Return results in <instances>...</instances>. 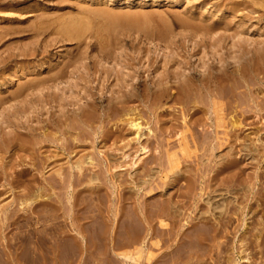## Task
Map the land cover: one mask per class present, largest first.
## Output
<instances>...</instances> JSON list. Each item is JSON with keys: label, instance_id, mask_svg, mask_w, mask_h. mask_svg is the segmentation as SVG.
Listing matches in <instances>:
<instances>
[{"label": "rangeland", "instance_id": "374dc122", "mask_svg": "<svg viewBox=\"0 0 264 264\" xmlns=\"http://www.w3.org/2000/svg\"><path fill=\"white\" fill-rule=\"evenodd\" d=\"M61 19L80 23L81 39L57 35V26L66 25ZM261 47L264 0H0V164L7 172L0 173V224L29 225L0 227V264H264V211L251 213L264 186V84L257 92L263 111L245 107L228 115L237 146L214 152L200 145L211 129L202 112L191 129L195 144L176 142L182 135L191 142L182 118L190 120L193 108L191 97L180 98L173 86L174 72L229 68L244 52L253 63L243 78L253 82L264 72ZM158 83L168 86L163 94ZM201 89L206 104L207 89ZM19 125L24 129L16 130ZM43 139L34 147L42 145L39 156L55 162L40 168L28 149ZM159 140L170 141L168 148ZM224 163L227 170L217 174ZM38 185L43 211L36 222L29 210L34 196L17 195ZM219 221L223 226L214 232Z\"/></svg>", "mask_w": 264, "mask_h": 264}, {"label": "bare ground", "instance_id": "6f19581e", "mask_svg": "<svg viewBox=\"0 0 264 264\" xmlns=\"http://www.w3.org/2000/svg\"><path fill=\"white\" fill-rule=\"evenodd\" d=\"M96 11V10H95ZM106 12V11H105ZM86 13V12H85ZM88 13H89V11H88ZM94 13V11H91V16H92V14ZM96 13V12H95ZM98 13H100V10H99V12ZM98 13H96V15L98 14ZM126 13V12H125ZM87 14V13H86ZM104 14H106V13H104ZM177 14V13H176ZM79 15V14H78ZM83 15V14H82ZM95 15V14H94ZM93 15V16H94ZM95 15V16H96ZM107 15V14H106ZM105 15V16H106ZM111 15H113V14H111ZM136 15V14H135ZM88 15H86V17H87ZM100 16H102V13H101V15ZM100 16H99V18H100ZM134 16V15H133ZM132 16V17H133ZM147 16V15H146ZM84 17V16H83ZM89 17V16H88ZM97 18H98V16H96ZM107 17V16H106ZM123 18H126L127 20H128V18L127 17H124V16H122ZM136 17V16H135ZM74 18V20L76 21V19L77 18H75V17H73ZM73 18L71 17V19H69L70 21H74L73 20ZM96 18V19H97ZM108 18H110V17H108ZM115 18V17H114ZM122 18V19H123ZM130 18H131V16H130ZM141 18V17H140ZM184 18V17H183ZM84 19V18H83ZM87 19V18H86ZM122 19H121V21H122ZM137 19V18H136ZM52 20H54V19H52ZM61 20H63V24L65 25V22H66V25L65 26H63L62 27V29H61V26H60V28H59V26H57V25H59V24H57L56 23V26L60 29H58V28H56L57 30H58V32H56V33H58L57 35H59L60 37H61V35L63 36V34L65 35L64 37H66L67 39H77L79 36H80V39H81V37L83 36V32L85 33V30L83 31L82 30V27H81V25H80V23L79 24H77V22L76 23H74V24H69L68 25V22H69V20L68 19H61ZM64 20H65V22H64ZM66 20H68V22L66 21ZM79 21L81 20V18L80 19H78ZM90 20V19H89ZM92 20V19H91ZM94 20V19H93ZM102 20H104V19H102ZM114 20V19H113ZM117 20V19H116ZM50 22H51V20H49ZM74 21V22H75ZM87 22H88V20H86ZM97 21H99V22H101L100 20H96V22ZM118 21V20H117ZM131 21V20H130ZM133 21V20H132ZM187 21V20H186ZM43 22V21H42ZM45 23H46V21H44ZM84 23H85V21H83ZM86 22V23H87ZM95 22V23H96ZM116 22V21H115ZM127 21L125 20V22L124 21H122L121 23L123 24V23H126ZM137 22L139 23V21L137 20ZM165 22V21H164ZM188 22V25H189V22L190 21H187ZM196 22V21H195ZM51 23H53V21L51 22ZM62 23V22H61ZM70 23V22H69ZM113 24H114V22H112ZM120 23V24H121ZM40 23H38V25H39ZM42 24L43 23H41V25H40V27L42 26ZM50 24V23H49ZM55 24V23H54ZM62 24V25H63ZM91 24V23H90ZM94 24V21L92 22V25ZM101 24H102V22H101ZM101 24H100V26H101ZM105 23H103V25H104ZM122 24L120 25V26H122ZM128 24V23H127ZM186 24V23H185ZM47 25H48V22H47ZM92 25L91 26H89L90 28L89 29H93V27L95 26L96 27V25H93V27H92ZM106 25H109V24H106ZM105 25V26H106ZM112 25V24H111ZM131 25V23L129 24V26ZM43 26H46L45 24L43 25ZM42 26V27H43ZM54 25H52V27H53ZM83 26H85L84 24H83ZM116 25L114 24V27H115ZM119 26V24H118V28L120 27ZM40 27H38V28H40ZM51 27V29H54V28H52ZM55 27V26H54ZM86 27V26H85ZM95 27H94V31L96 30V32L97 31H99L98 30V28H96L95 29ZM161 27V26H160ZM38 28H36L37 30H38ZM49 28H50V26H49ZM100 28V27H99ZM44 29V28H43ZM42 29V30H43ZM46 29H48V26H47V28ZM85 29H87V28H85ZM89 29H87L88 31H89ZM91 29V30H92ZM102 29H105V27L104 28H102ZM108 29V28H107ZM110 29V28H109ZM114 29L115 28H113V32H114ZM160 29V28H159ZM188 29V28H187ZM199 29V28H198ZM86 30V32H88ZM90 30V31H91ZM41 31V30H40ZM53 30H51V32H52ZM56 31V30H55ZM93 31V32H94ZM107 32H108V30H106ZM147 31V30H146ZM92 32V31H91ZM91 33L92 34V36H94L93 34L94 33ZM95 32V33H96ZM111 32H112V29H111ZM148 32V31H147ZM40 33V32H39ZM55 33V32H54ZM88 35H89V33H87ZM238 34V33H237ZM50 35H51V33H50ZM54 35V34H53ZM98 36H100L99 35V32H98V34H97ZM97 35H96V37H97ZM91 36V35H90ZM91 36V37H92ZM64 37H62V39L64 38ZM94 38V37H93ZM92 38V39H93ZM66 39V40H67ZM79 39V38H78ZM97 39H99V37H97ZM95 40V39H94ZM103 40V39H102ZM237 40V39H236ZM99 41V40H98ZM113 41V40H112ZM100 42V41H99ZM101 45H103V44H101ZM104 47V46H103ZM232 47V46H231ZM102 48V47H101ZM240 48V47H239ZM261 48H263L264 49V47H261ZM245 49V48H244ZM259 49V48H258ZM248 50V49H247ZM247 50H245V51H247ZM262 51V49H259V51ZM231 51H232V49H231ZM238 51H239V49H238ZM214 52V51H213ZM248 52H249V50H248ZM262 53V54H261ZM254 54V53H253ZM257 54H259V57H263V58H261V59H264V50H263V52H260V53H257ZM62 55V54H61ZM76 55V54H75ZM247 56V58L246 59H244V63H242V62H240V60L241 59H243L244 57H246ZM239 57H240V60H239V62H235V65L234 66H232V67H229L228 68V65H226L225 67L223 66V69H220V67H219V69H215V68H213V67H211V66H208L207 67V69L206 70H204V71H200V72H196V71H194V70H189V71H187V72H180V71H178V72H174V75H173V79L175 80L174 81V87H175V89H177L178 90V93H180V98H188V97H191V100L190 101H188L187 102V105L189 104L190 106H191V108H193V111H192V113L190 114L191 115V119L190 120H187L186 121V119H187V117H186V119H185V117L184 118H182V119H184L182 122H184V123H182V125L184 126V128H185V131L184 132H186V134H187V131H191V129H192V125H195V124H197V125H199L198 124V122H200V121H198V120H200L201 118H200V116H198L197 117V114H199V113H203V116H204V113H205V115H206V123H208V126H209V128H211L210 129V131H208L207 130V128L205 129V132H206V134H205V139L204 140H202V142L200 143V145H201V147H203L202 149H204V147H205V149H208L209 148V150L210 151H212V152H214V150H219L223 145L225 146V148L227 149V150H229V151H233L234 149H235V147L237 146V137H236V135L235 134H233L231 131H233V130H231L232 128H234L235 126H234V122L235 121H230V120H227L226 121V117H228V115L230 116V114L233 112V113H235L238 109H240V110H242V112H244V110L246 111V108L245 107H248V112H254V113H257V114H259V112H261V111H263V108H261L259 105H260V100H261V103H262V99H259V97H257V92H259L258 91V89H260V87H261V85L260 84H264V72H260L259 74H262V76H260L259 77V75H257V74H255L256 76H258V78H257V80H253V82H250V83H247L246 82V79H244L243 77L245 76V69H246V67H248V62H250L251 60H253L252 59V56H250L247 52H244V54H241V56L239 55ZM256 57V56H255ZM257 58H258V56H257ZM66 59V58H65ZM64 60V59H63ZM245 60H247V61H245ZM250 60V61H249ZM254 60H255V58H254ZM260 61V58H258V62ZM74 62V61H73ZM252 63H253V61H251ZM263 62V64H264V61H262ZM247 63V64H246ZM257 63V62H256ZM255 63V64H256ZM48 64V63H47ZM262 64V63H261ZM76 65V64H75ZM249 65H250V63H249ZM65 66V65H64ZM45 67V65L43 66V67H41V68H44ZM252 66H250L249 68H251ZM261 67H263L264 68V66H261ZM38 68V67H37ZM260 68V67H259ZM36 69V68H35ZM34 69V70H35ZM257 69V68H256ZM38 70V69H37ZM61 70H64V69H61ZM60 70V71H61ZM173 70V69H172ZM57 72V71H56ZM180 72V73H179ZM250 72H253V70L252 71H250ZM62 72H60V73H57V74H53V76L51 77V81L52 82H55L57 79H59V77L62 75L61 74ZM198 73V74H197ZM254 73V72H253ZM68 74V73H67ZM73 75V74H72ZM255 75L253 74V76L255 77ZM171 76V75H170ZM170 76H169V78H170ZM234 76H236V78L237 79H239L240 81H239V83L238 84H240V86L238 85V86H236L235 85V82H233V81H235L234 79H232V77H234ZM50 77V76H49ZM243 78V79H242ZM246 78V77H245ZM256 78V77H255ZM166 79V78H165ZM35 80V79H34ZM34 80H33V82H34ZM40 80V79H39ZM163 80V79H162ZM197 80H198V84H197ZM242 80H243V83H242ZM43 81V80H42ZM244 81H245V83H244ZM257 81V82H256ZM37 82V81H36ZM41 82V81H40ZM39 82V83H40ZM163 82H164V80H163ZM165 82H167V81H165ZM208 83V84H207ZM38 84V83H37ZM37 84H36V86H37ZM43 84V83H42ZM158 84H160V87H161V84L162 83H158ZM208 86H207V85ZM256 84H258V86H257V88H256V90H254V86H256ZM18 85H19V83H18ZM33 85V84H32ZM35 85V84H34ZM164 85V86H163ZM166 83H164V84H162V87L160 88L159 87V85L157 86V87H159V89L157 88L156 90H160V93H162L163 91H166L167 90V87H166ZM169 85V84H168ZM227 85H229V89H231V90H229L228 89V91L226 92V90H225V87L227 86ZM125 86V85H124ZM127 86V85H126ZM170 86H172V85H170ZM169 86V87H170ZM172 86V87H173ZM200 86V87H199ZM210 86H212V88L210 87ZM39 87V86H38ZM110 87V86H109ZM155 87V86H154ZM259 87V88H258ZM264 87V86H263ZM201 88H206L207 89V100H208V102H206V104L205 103H203V100H201V99H199V97H200V95H199V91H200V89ZM241 88H243V90H241ZM45 90V89H44ZM104 90V89H103ZM151 90V89H150ZM153 90V89H152ZM170 90H171V87H170ZM202 90V89H201ZM261 91H263V93H264V90L261 88L260 89ZM162 91V92H161ZM205 91V90H204ZM169 91H167V93H168ZM126 94V93H131V92H123V94ZM260 93V92H259ZM258 93V94H259ZM262 93V92H261ZM122 94V93H121ZM132 94V93H131ZM157 94H159V93H157ZM163 94V93H162ZM161 94V95H162ZM174 94V93H173ZM255 94V95H254ZM164 95H167V94H164ZM236 95V97H234ZM127 96V95H126ZM259 96V95H258ZM169 97V96H168ZM236 98V99H235ZM119 99V98H118ZM158 99V98H157ZM223 100H225L224 102H223ZM229 101L231 102V104L229 103ZM264 101V100H263ZM88 102V101H87ZM178 102V101H177ZM184 102V101H183ZM232 102H234L233 104H232ZM251 104H250V103ZM120 103V102H119ZM75 104V103H74ZM110 104V103H109ZM115 104V102L113 103V105ZM184 104V103H183ZM185 104H186V102H185ZM185 104H184V106H185ZM195 104H199L200 106H198V105H195ZM94 105V104H93ZM116 105H118V104H116ZM186 105V106H187ZM262 105V104H261ZM89 106V105H88ZM165 106V105H164ZM76 107V106H75ZM92 107H94V106H92ZM91 107V108H92ZM115 107V106H114ZM109 108V107H108ZM183 108V107H182ZM181 108V109H182ZM198 108H200V109H198ZM184 109H185V107H184ZM183 109V110H184ZM252 109V110H251ZM158 110V109H157ZM191 111V110H190ZM183 112H185L186 113V111H183ZM187 112H188V110H187ZM109 113V112H108ZM241 113V112H240ZM18 114V113H17ZM185 115V114H184ZM183 115V116H184ZM241 115V114H240ZM129 116V115H128ZM242 116V115H241ZM256 116V115H255ZM14 117V116H13ZM157 118V117H156ZM165 118V117H164ZM245 118V117H244ZM246 118H248V117H246ZM260 118V117H259ZM106 119V118H105ZM133 119V118H132ZM159 119V118H158ZM229 119V118H228ZM39 120V119H38ZM104 120V119H103ZM207 120H209L208 122H207ZM254 120V119H253ZM252 120V121H253ZM256 120V119H255ZM9 121V120H8ZM127 121V120H126ZM201 121H203V120H201ZM241 121V120H240ZM16 122V121H15ZM51 122V121H50ZM102 122V121H101ZM128 122V121H127ZM134 121L132 120V126H136V128L137 127H139L138 126V123H133ZM238 122V121H237ZM117 123V122H116ZM205 122H203V124H204ZM255 123V122H254ZM141 124V123H140ZM180 124V123H179ZM202 124V125H203ZM238 124H240V122L238 123ZM257 124V123H256ZM263 124V123H262ZM261 124V125H262ZM26 125V124H25ZM116 125V124H115ZM197 125L195 126V127H197ZM179 126V125H178ZM207 126V127H208ZM29 127V126H28ZM71 127V126H70ZM156 127V126H155ZM172 127V126H171ZM206 127V126H205ZM264 127V126H263ZM23 127L21 126L20 127V125L19 126H17L15 129L16 130H18V129H22ZM42 128V127H41ZM132 128V127H131ZM177 128V127H176ZM183 128V127H182ZM208 128V129H209ZM218 128H222L223 130H221V131H223V132H218ZM229 128V129H228ZM239 128V127H238ZM24 129V128H23ZM29 129H30V131H29ZM29 129H27V127H26V131L27 132H30L29 134L30 135H32L33 137H34V135L32 134L33 133V131H34V128L32 127V128H30L29 127ZM107 129V128H106ZM117 129V128H116ZM138 129V128H137ZM153 129V128H152ZM200 129V128H199ZM254 129H256V128H254ZM15 130V131H16ZM47 130V129H46ZM60 130V129H59ZM157 130V129H156ZM163 130V129H162ZM165 130V129H164ZM172 130H174V129H172ZM203 130V129H202ZM220 130V129H219ZM260 129H258L257 128V131H259ZM21 132V131H20ZM20 132H14L15 134V137H17L16 135H19V137L21 136V137H24L26 140H28V139H30L31 137H29L30 135H28V133L26 134H24L23 132L22 133H20ZM45 132V131H44ZM151 132V131H150ZM158 132V131H157ZM165 132H167V131H165ZM182 132V131H181ZM79 133V132H78ZM154 133V132H153ZM198 133V132H197ZM196 133V134H197ZM219 133H222L225 137H220L221 135L219 134ZM155 134V133H154ZM165 134V133H164ZM190 134H191V142H189V140H187V135L185 136V135H182L180 138H177V140H176V138H175V140H176V142L178 141V143H182L181 145H183V147L184 148H190L188 145H190V144H193L194 142L193 141H196V139L194 140L193 139V137L194 136H197V135H194V133H192V131L190 132ZM199 134V133H198ZM7 135V134H6ZM79 135V134H78ZM218 135H220V136H218ZM44 136V135H43ZM150 136V135H149ZM14 137V138H15ZM23 138V139H24ZM155 138H157V137H155ZM188 138H189V136H188ZM32 139V138H31ZM69 139V138H68ZM190 139V138H189ZM202 139V138H201ZM175 140H172V141H175ZM255 140V139H254ZM45 141H47V140H41V141H36V142H33V145L32 146H30L29 147V151L31 152V156H30V159H33V158H37V162L39 163V166H40V168H43V165L45 164V165H49V164H51V163H53V162H55L53 159H50V158H48L49 156H45L44 155V157L42 156V157H40L39 156V153H40V149H41V147H43L42 145L40 146V147H34V145H39L40 143L42 144V142H44L45 143ZM161 140H159L158 142L159 143H161V148H165V149H167L168 147V142H170V141H167L165 144H162V142H160ZM164 141V140H163ZM244 141V140H243ZM23 142V141H22ZM25 142V141H24ZM28 142V141H27ZM49 142V141H48ZM105 142V141H104ZM193 142V143H192ZM242 142V141H241ZM13 143V142H12ZM17 143V142H16ZM174 143V142H173ZM172 143V144H173ZM190 143V144H189ZM244 143V142H243ZM158 144V143H157ZM195 144V143H194ZM193 144V145H194ZM26 145V144H25ZM143 145V144H142ZM235 145V146H234ZM238 145H240L241 146V143L239 144L238 143ZM15 146V145H14ZM240 146H238V147H240ZM172 147V146H171ZM241 147H243V146H241ZM241 147H240V149H241ZM146 148V147H145ZM145 148H143L142 149V151L143 150H145ZM154 148V147H153ZM156 148V147H155ZM18 149V148H17ZM159 149H160V145H159ZM171 149V148H170ZM162 150V149H161ZM181 150V149H180ZM45 151V150H44ZM165 151V150H164ZM49 152V151H48ZM47 152V153H48ZM53 152V151H52ZM144 152V151H143ZM154 152V151H153ZM156 152V151H155ZM206 152V151H205ZM204 152V153H205ZM5 153V152H4ZM102 153V152H101ZM157 153V152H156ZM162 153V152H161ZM164 153V152H163ZM177 153V152H176ZM229 154V153H228ZM227 154V155H228ZM230 154H231V152H230ZM4 155V154H3ZM160 155V154H159ZM162 155V154H161ZM197 155V154H196ZM213 155V154H212ZM16 157V156H15ZM93 157V156H92ZM191 157V156H190ZM208 157V156H207ZM29 158V157H28ZM52 158V157H51ZM212 158V157H211ZM228 158V157H227ZM227 158H226V162L228 163V164H230V163H232V161L229 159L228 161H227ZM10 159H12V158H10ZM29 159V160H30ZM196 159V158H195ZM92 160V159H91ZM138 160V159H137ZM160 160V159H159ZM186 160V159H185ZM31 161V160H30ZM35 161V160H34ZM33 161V162H34ZM60 161V160H59ZM79 161V160H78ZM25 162V161H24ZM28 162V161H27ZM152 162V161H151ZM169 162V161H168ZM191 162V161H190ZM36 163V162H35ZM81 163V162H80ZM160 163H161V161H160ZM193 163V162H192ZM225 164V165H223L222 164V167H218V170H216V173L217 174H219L222 170H225L226 168H228L227 166H228V164ZM32 164V163H31ZM100 164V163H99ZM151 164V163H150ZM193 165V164H192ZM204 165V164H203ZM227 165V166H226ZM86 166V165H85ZM205 166V165H204ZM232 166V165H231ZM33 167V166H32ZM39 168V167H38ZM38 168H36V170H38ZM46 168V167H45ZM231 168V167H230ZM0 173L3 175V177H4V175H6V169H5V167H3V166H1V164H0ZM217 169V168H216ZM227 170V169H226ZM40 170H38V172H39ZM161 171V170H160ZM196 171V170H195ZM230 171V170H229ZM62 172V171H61ZM226 172V171H225ZM40 173H42V171L40 172ZM60 173V172H59ZM78 173H80V172H78ZM24 174V173H23ZM31 174V173H30ZM34 174V173H33ZM57 175H58V173H56ZM36 175V174H35ZM42 176V175H41ZM212 176V175H211ZM215 176H218V175H215ZM50 177V176H49ZM56 177V176H55ZM59 177V176H58ZM214 177V176H213ZM19 179H18V182H17V184L18 185H21L22 184V182L24 181V177L22 176H20V177H18ZM51 178V177H50ZM194 178V177H193ZM209 178V177H208ZM232 178V177H231ZM230 178V179H231ZM23 179V180H22ZM28 179V178H27ZM212 179V178H211ZM229 179V180H230ZM158 180V179H157ZM209 180V179H208ZM220 180H222V179H220ZM39 181V180H38ZM74 182V181H73ZM210 182V181H209ZM10 183V182H9ZM15 183H16V181H15ZM170 183V182H169ZM30 184V183H29ZM40 184V183H39ZM26 185V184H25ZM253 185V184H252ZM24 186V185H23ZM121 186V185H120ZM159 186V185H158ZM64 187V186H63ZM144 187V186H143ZM188 187V186H187ZM203 187H205V186H203ZM232 187V186H231ZM251 187V186H250ZM261 187V186H260ZM263 188H259V190H257V192H256V195H257V198H258V196H259V198H258V200L256 201L257 202V204L254 206V209L252 210V215L253 214H255V213H259L260 211H264V186H262ZM22 189V188H21ZM42 189H43V187H41V186H33V187H25L24 188V193H20V194H18L17 195V197L18 198H22V196H34V198H33V200H36L37 202L34 204V206H32L31 207V205H30V208H29V210H31V212L32 213H34L35 214V220H36V222L37 221H39V219L41 218L40 216H41V213H42V211H43V208H42V203L39 201V199L38 198H41L42 197ZM206 189V188H205ZM14 190V189H13ZM46 190V189H45ZM119 190V189H118ZM251 190H252V188H251ZM1 192H2V190H0ZM84 191V190H83ZM189 191V190H188ZM3 192H5V191H3ZM7 192V191H6ZM120 192V191H119ZM54 194V193H53ZM192 194V193H191ZM15 196V195H14ZM187 196V195H186ZM18 198H17V200H18ZM24 198H26V197H24ZM29 198V197H28ZM181 198V197H180ZM192 198V197H191ZM19 201V200H18ZM199 201V200H198ZM170 202V201H169ZM255 202V203H256ZM121 203V202H120ZM13 204V203H12ZM11 204V205H12ZM26 204V203H25ZM32 204H33V202H32ZM171 204H173V203H171ZM175 204V203H174ZM253 204V203H252ZM18 205V204H17ZM20 205V204H19ZM23 205V204H22ZM46 205V204H45ZM54 205V204H53ZM176 205H177V203H176ZM175 205V206H176ZM9 206V205H8ZM24 206V205H23ZM151 206V205H150ZM188 206V205H187ZM253 206V205H252ZM7 207V206H6ZM5 207V208H6ZM157 208V207H156ZM168 208V207H167ZM197 208V207H196ZM250 208V207H249ZM252 208V207H251ZM14 209V208H13ZM16 209H17V206H16ZM175 209V208H174ZM10 209H8L7 211H9ZM169 210V209H168ZM121 211V210H120ZM195 211V210H194ZM10 212H11V210H10ZM24 212V211H23ZM114 212V211H113ZM148 212V211H147ZM159 212V211H158ZM8 213V212H7ZM7 213H5L6 215H7ZM16 213V212H15ZM19 213V212H18ZM169 213V212H168ZM9 214V213H8ZM11 214V213H10ZM74 214V213H73ZM159 214V213H158ZM167 214V213H166ZM169 214H171V213H169ZM263 214V213H262ZM155 215V214H154ZM161 215V214H160ZM176 215V214H175ZM194 215V214H193ZM12 216V215H11ZM16 216V215H15ZM55 216V215H54ZM180 216V215H179ZM58 217V216H57ZM156 217V216H155ZM163 216H161V218H162ZM166 217H167V215H166ZM169 217V216H168ZM53 218V217H52ZM78 218V217H77ZM171 218V217H170ZM173 218H175V217H173ZM222 218H223V216H222ZM5 219V218H4ZM128 219V218H127ZM169 219V218H168ZM227 219V218H226ZM225 219V220H226ZM9 219H7V221H8ZM73 220V219H72ZM75 220V219H74ZM175 220V219H174ZM213 220V219H212ZM221 220V219H220ZM223 220V219H222ZM124 221V220H123ZM169 221V220H168ZM173 221V220H172ZM194 221V220H193ZM201 221V220H200ZM207 221V220H206ZM216 221V220H215ZM227 221V220H226ZM255 221V220H254ZM19 222V221H18ZM26 222V221H25ZM28 222V221H27ZM125 222V221H124ZM148 222V221H147ZM177 222V221H176ZM232 222V221H231ZM261 222V221H260ZM8 223H9V221H8ZM201 223V222H200ZM216 223H218V224H216L215 225V227L213 228L214 229V232H215V229H216V231H218L219 230V228H221V226H223V221H219V222H216ZM254 223H256V221L254 222ZM133 224V223H132ZM151 224V223H150ZM189 224V223H188ZM193 225H194V223H192ZM191 224V225H192ZM206 224V223H205ZM211 224V223H210ZM227 224V223H226ZM9 225L10 226H16V227H22V226H25V227H28L29 225L28 224H25V223H17V219H16V221L15 222H10L9 223ZM20 225V226H19ZM126 225V224H125ZM148 225H149V223H148ZM201 225H202V223H201ZM207 225V224H206ZM3 226H4V228H5V226L7 227L8 225L6 224V222H1V224H0V227H2L3 228ZM10 226H8V227H10ZM131 226V225H130ZM180 226H182V225H180ZM210 226V225H209ZM208 226V227H209ZM212 226V225H211ZM78 227V226H77ZM82 227V226H81ZM102 227V226H101ZM178 227V226H177ZM183 227V226H182ZM225 227V226H224ZM227 227V226H226ZM251 227V226H250ZM30 228V227H29ZM64 228V227H63ZM90 228V227H89ZM190 228V227H189ZM194 228V227H193ZM203 228V227H202ZM212 228V227H211ZM252 228H255V225L254 224H252ZM14 229V228H13ZM57 229V228H56ZM71 229V228H70ZM182 229V228H181ZM184 229V228H183ZM186 229V231H187V228H185ZM185 229L183 230V231H185ZM205 229V228H204ZM212 229V230H213ZM2 230V229H1ZM6 230V229H5ZM161 230V229H160ZM222 230V229H221ZM54 231V230H53ZM188 231H189V229H188ZM223 231V230H222ZM19 232V231H18ZM179 232H181V231H179ZM34 233V232H33ZM193 234V233H192ZM174 235V234H173ZM188 235V234H187ZM211 235H212V233H211ZM215 235V234H214ZM214 235H212V236H214ZM260 235V234H259ZM155 236V235H154ZM180 236H181V233H180ZM212 236H211V238H212ZM241 236V235H240ZM49 237V236H48ZM52 237V236H51ZM122 237V236H121ZM159 237V236H158ZM161 237V236H160ZM178 237V236H177ZM182 237V236H181ZM254 237V236H253ZM39 238V237H38ZM122 238H124V237H122ZM232 238V237H231ZM104 239V238H103ZM188 239V238H187ZM246 239V238H245ZM182 240H184V239H182ZM195 240V239H194ZM200 240V239H199ZM230 240V239H229ZM11 241V240H10ZM172 242V241H171ZM179 242V241H178ZM199 242V241H198ZM247 242V241H246ZM261 242V241H260ZM126 243V242H125ZM174 243H175V241H174ZM139 244V243H138ZM114 245V244H113ZM213 245V244H212ZM231 245V244H230ZM167 246V245H166ZM205 246V245H204ZM246 246V245H245ZM38 247V246H37ZM107 247V246H106ZM147 248H149V247H147ZM262 248V247H261ZM86 249V248H85ZM260 249V248H259ZM240 250V249H239ZM86 251V250H85ZM103 251V250H102ZM246 251V250H245ZM76 252V251H75ZM264 252V251H263ZM110 253V252H109ZM161 253V252H160ZM167 253V252H166ZM179 253V252H178ZM209 253V252H208ZM111 254V253H110ZM162 256V255H161ZM246 256V255H245ZM9 257V256H8ZM161 258V257H160ZM170 258V257H169ZM140 260V259H139ZM168 260V259H167ZM189 260V259H188ZM247 260V259H246ZM32 261V260H31ZM132 261V260H131ZM128 262V261H127ZM188 262V261H187ZM202 262V261H201ZM173 264V263H172ZM223 264V263H222Z\"/></svg>", "mask_w": 264, "mask_h": 264}]
</instances>
